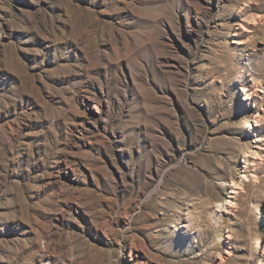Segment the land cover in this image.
<instances>
[{
    "label": "rangeland",
    "instance_id": "1",
    "mask_svg": "<svg viewBox=\"0 0 264 264\" xmlns=\"http://www.w3.org/2000/svg\"><path fill=\"white\" fill-rule=\"evenodd\" d=\"M0 264H264V0H0Z\"/></svg>",
    "mask_w": 264,
    "mask_h": 264
},
{
    "label": "bare ground",
    "instance_id": "2",
    "mask_svg": "<svg viewBox=\"0 0 264 264\" xmlns=\"http://www.w3.org/2000/svg\"><path fill=\"white\" fill-rule=\"evenodd\" d=\"M257 125V124H256ZM246 127H248L249 125H245ZM257 154V153H256ZM247 179H248V177H247V175L245 176ZM179 222H180V227H188L189 226V224H188V222L187 221H180L179 220ZM12 253H16V251L15 250H12Z\"/></svg>",
    "mask_w": 264,
    "mask_h": 264
}]
</instances>
